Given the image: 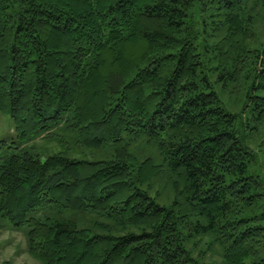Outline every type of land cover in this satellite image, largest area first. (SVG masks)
<instances>
[{
	"label": "trees",
	"instance_id": "16d2710c",
	"mask_svg": "<svg viewBox=\"0 0 264 264\" xmlns=\"http://www.w3.org/2000/svg\"><path fill=\"white\" fill-rule=\"evenodd\" d=\"M263 9L0 0V222L31 258L264 264Z\"/></svg>",
	"mask_w": 264,
	"mask_h": 264
},
{
	"label": "rangeland",
	"instance_id": "374dc122",
	"mask_svg": "<svg viewBox=\"0 0 264 264\" xmlns=\"http://www.w3.org/2000/svg\"><path fill=\"white\" fill-rule=\"evenodd\" d=\"M258 31L264 24V9L258 11ZM12 134L11 124L7 115L0 116V138ZM264 133L256 137L257 143L263 141ZM257 158L255 171L264 177V149H255ZM161 179H165L163 174ZM164 180L156 184L155 189L161 186ZM2 222V221H1ZM0 222V264H39L26 252V240L21 230H12Z\"/></svg>",
	"mask_w": 264,
	"mask_h": 264
}]
</instances>
